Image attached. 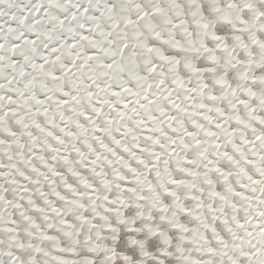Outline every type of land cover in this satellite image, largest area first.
Segmentation results:
<instances>
[{
	"label": "snow or ice",
	"instance_id": "6c2138e0",
	"mask_svg": "<svg viewBox=\"0 0 264 264\" xmlns=\"http://www.w3.org/2000/svg\"><path fill=\"white\" fill-rule=\"evenodd\" d=\"M0 264H264V0H0Z\"/></svg>",
	"mask_w": 264,
	"mask_h": 264
}]
</instances>
